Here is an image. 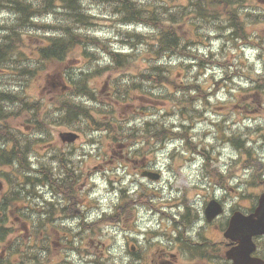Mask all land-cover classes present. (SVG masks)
<instances>
[{"label":"rangeland","instance_id":"obj_1","mask_svg":"<svg viewBox=\"0 0 264 264\" xmlns=\"http://www.w3.org/2000/svg\"><path fill=\"white\" fill-rule=\"evenodd\" d=\"M176 1L177 0H166L165 5L156 8H161L163 12H167L171 8L175 7ZM150 3L145 0V2L142 4V7L146 10L147 6L150 7ZM180 4L186 5L187 1L182 0ZM89 5L90 6H87V10L97 17V19L93 21L94 24L91 26H87L86 28H83L82 24H75L73 26V29L80 35H93L102 40H105L108 46L105 47L101 44L90 43L87 47V50H89V53H94L95 56L85 55L82 48H77L68 55L67 61L69 63V70L76 71L81 65L90 66L95 63L96 59L102 60L103 57L99 54L101 52L104 54V56H107L109 58L110 63L104 65L103 68H100L98 71L93 72L91 76V84L97 90L95 97L84 98V101L87 102V107H89L90 111H92L94 117L97 119L104 120L108 117L112 118L114 116L113 109L115 108L116 111L120 114L126 113L130 109V103L133 101V95L130 92L129 88L127 91L120 89L118 92L112 88L105 89L104 91H99V89L102 86H105V82L109 81L111 78H115L116 81H122L124 79H131L133 77H141L140 80H142L144 75H142L141 73H151V71L148 69V64L149 62H152L154 61V59H158L159 57L157 54L152 52V50L153 43L157 40V35L159 34L160 30L158 29V25L156 24L155 19H152L151 16L148 15L147 10L143 20L139 19V22H137L134 26L129 27L128 30V26H124L122 24L121 17L115 15L116 11L109 4L92 0L91 4ZM186 12H188V10L185 9L184 13ZM4 13H7V16L3 15ZM183 17H185V14H183L182 16H180V14H174L173 17H170L167 14L164 16L160 15L159 19L162 22L161 25L165 27L168 24H175L176 22L181 21ZM45 19L52 20L54 19V16H51L50 18H48V16H45ZM58 19L59 16H57V18L55 17V20ZM0 23L4 26V29H10L8 34H12V31L15 32V45H17V49L24 51L28 58H37V56L34 55V52L36 50L35 46L38 43L32 41L30 28H28L25 23H22L18 20V18L15 16V11L12 8H8L5 12L0 13ZM53 31L54 30H51L52 33ZM128 31H132L138 34L139 36L133 37L132 35L128 34ZM3 35L5 36V33H3ZM46 35V28L41 29L33 34L34 38L39 40H43ZM204 37V34L202 36L201 33H199L195 37V39L201 40L205 43L206 40L204 39ZM113 44L116 45L112 46ZM93 49H98L99 51H93ZM114 50H118V53L122 52L120 53V55H122L123 58H125V56L129 52L128 61L130 62L127 66L121 67L113 62V57L116 54L114 53ZM94 65L95 68L99 67V64ZM32 69L34 70V72H36V77L29 78L28 81L24 84V87L22 86V82L17 81L15 78H12L13 75L10 74V70L3 69L4 72L0 71V77L4 84L9 83L7 84L8 87H16L17 89H20L21 92H24L26 90L29 95L34 97V100H37L39 98H43L42 95H38V92L41 89V81L45 73H43L42 69L36 65L33 66ZM177 69L178 68L173 69L172 75L175 77L179 75L177 72H179L180 70ZM192 72V68L188 69L187 75H192ZM49 73H52V71L49 70ZM45 80L46 79H44V81ZM73 93L76 94L75 92ZM138 95H141L140 91L138 92ZM191 95H193L192 92L190 93V96ZM262 99L264 100V95ZM221 105H223L222 98L214 99L208 96L207 101L202 104L201 108H199V110L201 111V114L199 116L201 124L204 121L206 115L217 117V115L214 113V110L219 109ZM251 105L252 104L249 100H243L242 111H248ZM154 106L158 107V105L156 104H154ZM151 108L153 109V107ZM55 111L56 110L53 107H49L47 110L41 113L37 118L39 122V125L37 126L31 125L30 127L25 128V119L30 118L29 114L27 113H24L21 117H19L17 121L15 120L13 122L16 131L15 136L20 140L19 143L20 149L22 150L21 152H23L24 155H28V158H32L33 156H35L37 158L36 162L47 172H50L53 169L54 164L74 165V162L70 160V154L61 157L49 156V142L54 141V139L60 140L59 132L67 130L69 128L67 125H63L65 124L64 120H61L59 117L54 115ZM235 118L236 116L232 114L231 119ZM95 122L96 120L90 123L86 120L82 122L79 119L74 121V125L82 133H78L80 135V139L77 140L75 148L73 150H80V147L83 145L82 143H80V140H85L89 137H93L94 139L98 138V133L96 132V130L101 128L103 123ZM188 130H191V128L187 126L182 131L184 139H192L186 136V132ZM242 130L243 134L251 138H256L257 134L264 133L263 131L259 130L256 126L242 125ZM227 133L229 134V138L231 139L234 138L236 134L234 128H230V131H228ZM150 134L152 133H150L147 129H137L133 131L123 141L124 143L119 145L118 143L122 141H119L117 143L116 147L113 148L117 149L115 152H113L112 149V147L115 146V143H105L103 135V142L102 144H100L97 152L104 154V157L107 158L105 159L103 168H109L104 170V174L110 177L117 176L115 174L116 170L118 169L117 167H115L117 165H122L123 170L127 169V172L125 174H132V162L130 161V159L133 157V154H135V149H139L135 146L144 141V139L152 137L150 136ZM196 134L198 137L194 136V138L196 139L193 141V143H197L198 145L206 144L207 146L212 145V141L206 140V138H213V136L209 132H196ZM191 135L193 136V133H191ZM1 138L6 141L7 147L12 146V140H10L6 135H2ZM261 144L262 143H260V141L243 144V149L241 151H238L235 148L233 142L229 141L226 146L229 147L231 151H234L236 153V156L235 158L230 156L228 158V162L222 161L220 157L223 155V153L215 150L217 156L216 164L208 162L210 164H213L214 167L210 176L211 179L205 180L201 177L204 182L198 180L197 183H189L187 177H185L179 184H173L172 181L165 179V175L163 172L154 171L151 168L148 170L149 172H151V174L146 175V179H130L129 185H131V187L126 185L122 186V189L128 195L131 196L132 200L138 199L144 201L145 206L143 208H147L148 211L151 213V216L157 218L156 222L160 225V227L157 229H143L147 233L146 237H149L148 240L158 242L160 241L161 236L168 233L183 237L187 236L186 234L189 232L190 226L195 225L198 221V219L195 218L196 208L193 206L197 204V196H195L194 194L196 189H200L201 191H203H199V198L201 197L202 199V196H205V199H207L208 193L212 195V188L215 189V185L221 186L222 189H225L227 193L226 199H228V201L231 204L235 205L237 208L241 207V209H244V206H247L248 203L251 204L258 193V178H252L248 182L247 186H242L241 191L237 190L236 184H228V181L235 178L238 183V180L240 179V177L243 176L244 171H250L251 167H253L252 171H261L262 163L259 159V157L261 156ZM128 147L131 149V154L127 150ZM77 154L82 155L81 153H76V155ZM184 155L188 156L189 154L184 152ZM136 157L139 160L145 158V163L142 165V167L147 168L149 166L148 162L151 157V151L138 150L136 153ZM194 162L195 160H192L190 162V165L194 164ZM28 163L31 166L35 164V162L32 161H28ZM206 164L202 165V169L206 166ZM125 165H127V167ZM182 165L183 164H181V166ZM140 168L141 167H139V169ZM19 169L24 171L25 168ZM139 169H137V173L139 172ZM156 174L159 176H157ZM2 178L3 177H0L1 191ZM108 179L109 177H107V180ZM145 181L147 182V184L145 183ZM161 182H164L167 185L166 191L172 194L171 199L162 200L161 191L163 190L148 187V185H157ZM136 183L139 185H145L147 186V188H134V185ZM193 184H197V186H194ZM3 185L5 187V191H9L10 188L18 190L21 184L17 180H14L11 175H6L3 180ZM128 187H130L131 190L128 191ZM215 195L219 197L222 194L218 191ZM39 196H42V193L39 194ZM36 197L37 192L35 191V193L30 199V208H32L36 203ZM199 205L201 206L200 202ZM49 208V204L42 203L41 208L37 212H35L38 216L35 245H30L29 241L25 242L23 236L21 235L24 227L32 226L31 223H24L22 221L26 217L28 218V220H30V216L33 213L32 209H24L19 207V215L17 217V220H11L8 223L9 226H11L14 230L13 233L7 238V243L10 247H15V249H17L24 255L23 263L28 260H31L34 253L41 252L42 254H44L43 256L45 257L47 264H71V261L65 254V250L66 248L71 249L72 244L70 243V241L65 243L64 238L65 233L72 234L76 233L77 231L73 232L71 228L59 227L56 223L52 222L51 218L53 213L52 211H50ZM119 209L120 208H118L116 211H118ZM136 209L137 208L133 209V211L131 212H125L123 214V216L126 217L122 225L123 229L133 227L134 219L136 218ZM173 211H179L176 217L173 216ZM217 215L218 214L215 211L210 212L207 215L206 219L209 226L205 228V222H201L199 224L201 225L199 229L203 235H206L208 237H215V240L218 241L222 240V238H225L226 226L224 224V221H221V216L217 217ZM187 220L189 221V223L186 222ZM181 222L188 224L189 227L185 228L181 226ZM148 223H152L151 218L148 220ZM165 223H167L168 226H166ZM202 234L198 236L200 237L202 236ZM185 238H182L181 240H184ZM121 239L124 241V243L126 242L123 236L121 237ZM112 246L113 245L111 244V246L104 250L105 255L102 260L104 264H108V261L111 259L109 256V252ZM229 249V245L225 244L223 245L222 251L226 252ZM199 251L200 254L198 255V257L200 259V262L205 263L207 261H210L211 264H218L216 259L214 262L209 257L211 249L207 248L202 251V246H199ZM125 255L131 257L126 252Z\"/></svg>","mask_w":264,"mask_h":264},{"label":"trees","instance_id":"obj_2","mask_svg":"<svg viewBox=\"0 0 264 264\" xmlns=\"http://www.w3.org/2000/svg\"><path fill=\"white\" fill-rule=\"evenodd\" d=\"M42 1L46 4V6L42 5ZM37 3H32L27 0H11L10 3L13 4L14 9L18 10L19 13L24 15L23 20L28 21L27 12H33L35 10L46 9V8H59L62 10L61 19L62 23L53 24V25H42L41 27L50 28L54 30L56 36L49 38V43L43 47V41L31 37L32 41L39 43L36 45V55L37 58H28L27 55L23 51L17 52V45H15V32L12 31V34L0 35V71L4 72L3 69L10 70L13 75L12 78H15L17 81H20L24 84L25 74H29L34 76L35 72L32 69L33 66H39L45 73H47V65L42 61L48 59H56L57 61H62L63 56L67 51L71 50L73 47L82 43V41L86 44L88 40L86 38H81L80 34H77L73 26L75 23H81L83 26H87L91 23L93 17L88 14L86 9L83 8V3L86 1L92 0H42ZM103 3H116L120 14H123V18L121 22L124 23H133L138 22L139 15L142 9V6H138V4L133 0H96ZM2 0H0V3ZM191 6L189 10L194 13L200 14L199 18L207 15L211 11L215 10V4L223 5V0H217L213 2L212 0H192ZM155 17H159L160 15L164 16L167 14H171V12H163L161 8H156L150 12ZM142 16V15H141ZM21 17L19 18L21 20ZM161 22H158V29L161 30L162 36L166 43H174V37L177 34V28L175 26L168 25L167 27H162ZM40 27V26H39ZM1 34V32H0ZM82 39V41H81ZM160 45L156 44V48ZM169 47V46H168ZM167 56H176L187 59L189 61L193 60V56L186 51L184 48H180L177 45L170 47ZM152 52L159 55L162 51L158 49H153ZM115 64L119 66H125L128 64L127 59H123ZM182 64V63H178ZM187 67V66H185ZM151 73L146 72L147 75H153L156 77H162L165 75L159 67H157L154 63L150 64ZM82 78L79 82H74V91L76 94H86L92 95L93 90L89 88L87 85V79L89 77V73H82ZM180 76L183 80H186V69L182 68L180 71ZM160 79V78H158ZM6 83L4 84L0 77V166L5 165L8 161L12 160L16 156V152L20 151L18 143L20 140L15 136L16 131L14 128L13 122L21 117V113H29L31 115L32 122H38V115L41 114L42 110H47V108L41 103V101H35L31 95H29L26 90L21 92L20 89L16 87H8ZM169 88V87H167ZM19 90V91H18ZM173 90V89H172ZM187 92L189 89H185ZM175 91V90H174ZM181 92L180 88H177L176 92ZM169 94H173V91L170 88L167 91ZM191 98L190 94H185L183 96V104L185 109L189 107L187 103ZM161 99L169 100L168 96L161 97ZM71 110H69L66 115L67 119H73L76 117L75 113V105L71 103L69 106ZM10 109V110H6ZM83 114L87 115L85 108L83 107ZM67 111H64L65 114ZM2 135H6L10 140H12V148L10 150L6 149V141L2 139ZM4 235V227L0 226V242L3 240Z\"/></svg>","mask_w":264,"mask_h":264},{"label":"flooded vegetation","instance_id":"obj_3","mask_svg":"<svg viewBox=\"0 0 264 264\" xmlns=\"http://www.w3.org/2000/svg\"><path fill=\"white\" fill-rule=\"evenodd\" d=\"M199 79H203V81L197 80L194 84V94L195 99L200 101L201 97H208L215 93V79L212 75H204L199 76ZM224 102H225V111L224 114L218 117H214L213 120L208 121L209 119H204L205 123L209 122L212 125V129H218V135L222 138V143L226 146L229 141H232L235 148L238 151L243 149V144L258 142L262 143L260 145L261 156L259 157L260 162L262 163V169L259 172L252 171L253 167L250 168V171H244L241 180L236 184L237 190L241 191L242 186L248 185V182L254 178H258L257 195H261L264 193V134H257L256 138H251L243 134V130L236 128L237 124L247 125V126H256L259 130L263 131L264 128V118H263V103L262 99L264 95V87L262 79H255L249 82H246V86L244 84L237 85L236 80L232 77H227L225 80L224 87ZM232 100V101H230ZM243 100H249L251 102V107L248 111H242ZM194 114L197 117L200 116V110L195 108ZM234 114L236 116L235 119H231V115ZM257 121H261V123H257ZM230 128H234L235 137L229 138ZM54 157V156H53ZM134 162H136L134 160ZM80 171H62V169H66V166L63 164H54L52 174H57L60 177H71L72 175L82 177L88 173L87 167L84 164H79L74 167ZM70 169V167H69ZM201 175L204 178L209 180L210 171L206 168V166L202 169ZM51 197L49 201L53 203L54 206H58L64 213L61 215L53 216L51 221L57 223L58 225L65 226L73 221L82 222L83 214L80 206L82 205V197L81 195H76L72 193V189L70 187L65 188V190L58 194L55 189L50 193ZM209 199H205L203 196L201 206L199 210L195 209V218L198 220H205V226L209 224L205 218V208L207 205V201ZM224 199H221L223 201ZM250 205L249 208H251ZM235 205L227 204V208L225 213L220 217L221 221L228 222L231 213L233 212ZM176 217V215H173ZM68 222V223H65ZM189 223V221H186ZM181 226L187 228L188 224L181 222ZM168 226L167 223H165ZM186 237V238H185ZM185 238L184 240H181ZM161 239L164 241L161 243ZM124 251L129 254L131 264L133 261H136L138 264H211L210 261L205 263L200 262L198 255L200 254L199 246H202V251L205 249H211V253L209 257L212 261L215 262L217 260L218 264H232V262L226 260V252L222 251L223 245L232 246V242L222 238V240H215V237L208 236H177L173 234L172 236H166L160 238V241L153 242L150 240L145 241V245L142 248V251H139V244L132 245V250H129L124 246ZM111 246V245H110ZM107 247L96 248L94 250H88L84 248L82 251L83 257L85 258H94V259H103L105 255V249ZM257 257L263 258L260 254Z\"/></svg>","mask_w":264,"mask_h":264},{"label":"clouds","instance_id":"obj_4","mask_svg":"<svg viewBox=\"0 0 264 264\" xmlns=\"http://www.w3.org/2000/svg\"><path fill=\"white\" fill-rule=\"evenodd\" d=\"M3 15L7 16V13H4ZM93 51H99L98 49H93ZM100 56L103 57L102 60L98 61L99 66L103 67L106 64H109V58L107 56H104V54L101 52L99 53ZM249 61L252 60V54L248 57ZM176 60H173L172 63H176ZM255 70L259 71L260 66L257 62L255 65ZM217 76L220 75V72L217 71ZM130 83L128 80H123L121 82L122 86H126ZM236 84H244L246 86V82L242 79L236 80ZM221 98H223V92L220 93ZM177 96H180V93H177ZM194 107L199 109L202 107L201 102H196L194 104ZM10 110V109H6ZM56 115V114H54ZM159 115H147L142 116L139 118H133L130 123L125 125L126 131H131L133 129H140L142 130L144 128L145 121H157L159 120ZM185 121L181 120V118L177 116H173L168 118L166 121H162L165 127L173 124V123H184ZM257 123H261V121H257ZM236 128L241 129L242 126L240 124L236 125ZM211 131L209 129V126L207 123H197L196 125V132H204V131ZM136 148H144V144L141 142L135 146ZM176 149L177 151H181L183 148V140L175 139L166 141L164 143H155L153 145H149L148 149L151 151V157L149 159V166L154 171H160L163 172L165 175L166 180H170L173 182V184H179L185 177H187V180L189 183H197L199 179V175L202 172V165H203V159L199 156L195 157L194 164H188L184 163L179 168L176 167V165L171 161L170 156L173 154V149ZM89 152L94 151L93 148L87 149ZM216 150L218 152H222L223 155L220 157V159L224 162H228V158L231 156L235 158L236 153L234 151H231L229 147L227 146H220L219 142H217V148ZM78 158V157H77ZM172 168V171H166L168 168ZM223 170V169H222ZM127 172V169L124 171H120L119 169L116 170V175L119 177H125V173ZM131 176L126 177L123 179L122 186H130L129 180L131 179ZM93 180L100 184V187L96 189L92 196L89 197L92 199L95 197V199L98 201L97 208L92 209L89 214L87 215V219L89 221L96 219L102 215V211L111 212L112 208L115 207V205L119 202V196L117 192H112L107 190L106 183H101L99 180V177H93ZM147 184V182L145 181ZM148 187L153 189H161V197L162 200H169L172 198V194L168 193L166 191L167 185L164 182H161L157 185H148ZM134 190V188H133ZM41 191H44V189H41ZM197 204L193 205L197 210H199V196L196 197ZM136 218L134 219L133 228L134 229H157L160 227L159 223H157V218L151 216V213L148 211L147 208H137L135 210ZM172 214H175L174 212ZM151 218L152 223H148V220ZM35 220V217H33ZM68 223V222H65ZM78 221H73L72 223L68 224V226L73 230V232L79 231L78 227ZM103 231L107 235L104 237L106 240H109L112 242V248L109 252L110 260L108 261V264H129L130 257L125 255L123 243L124 241L121 239V234L125 238H130L134 235H137V231L128 230L124 231L120 228L118 225H104ZM164 241L161 239V243ZM141 243H143V240L141 239ZM68 259L71 261V264H85L84 259L78 258L74 253H67Z\"/></svg>","mask_w":264,"mask_h":264},{"label":"water","instance_id":"obj_5","mask_svg":"<svg viewBox=\"0 0 264 264\" xmlns=\"http://www.w3.org/2000/svg\"><path fill=\"white\" fill-rule=\"evenodd\" d=\"M247 223L249 225V228H256L264 225L263 219H260L258 222H255L253 219L249 218L247 220Z\"/></svg>","mask_w":264,"mask_h":264},{"label":"bare ground","instance_id":"obj_6","mask_svg":"<svg viewBox=\"0 0 264 264\" xmlns=\"http://www.w3.org/2000/svg\"><path fill=\"white\" fill-rule=\"evenodd\" d=\"M72 91H74V88H73V90ZM153 134H150V136H152ZM166 141H169V139H166Z\"/></svg>","mask_w":264,"mask_h":264}]
</instances>
